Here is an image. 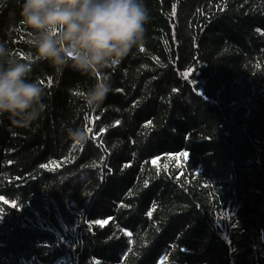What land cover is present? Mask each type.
<instances>
[{
	"label": "trees",
	"instance_id": "obj_1",
	"mask_svg": "<svg viewBox=\"0 0 264 264\" xmlns=\"http://www.w3.org/2000/svg\"><path fill=\"white\" fill-rule=\"evenodd\" d=\"M20 2L0 41L33 53L47 108L0 115V264H264V0H144L94 112L95 78L35 58Z\"/></svg>",
	"mask_w": 264,
	"mask_h": 264
},
{
	"label": "clouds",
	"instance_id": "obj_2",
	"mask_svg": "<svg viewBox=\"0 0 264 264\" xmlns=\"http://www.w3.org/2000/svg\"><path fill=\"white\" fill-rule=\"evenodd\" d=\"M19 15L37 60L49 62L57 72L70 67L95 78L80 93L93 112L113 90L102 70L143 44L151 19L144 0H22ZM32 71V52L19 58L7 41H0V115L7 114L17 127L30 126L47 108L45 91ZM67 134L76 145L89 140L85 128H68Z\"/></svg>",
	"mask_w": 264,
	"mask_h": 264
},
{
	"label": "snow or ice",
	"instance_id": "obj_3",
	"mask_svg": "<svg viewBox=\"0 0 264 264\" xmlns=\"http://www.w3.org/2000/svg\"><path fill=\"white\" fill-rule=\"evenodd\" d=\"M173 15H175V12H173ZM141 50H143V49H141ZM117 123H119V122L117 121ZM184 155H187V154L185 153Z\"/></svg>",
	"mask_w": 264,
	"mask_h": 264
}]
</instances>
